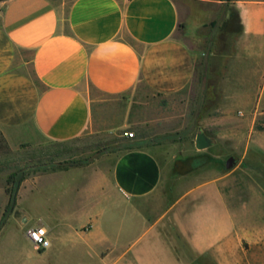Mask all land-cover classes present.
Returning <instances> with one entry per match:
<instances>
[{"label":"crops","instance_id":"0c3cea01","mask_svg":"<svg viewBox=\"0 0 264 264\" xmlns=\"http://www.w3.org/2000/svg\"><path fill=\"white\" fill-rule=\"evenodd\" d=\"M0 7V135L8 141L30 124L48 142L104 144L131 125L105 113L131 106L141 88L169 97L195 79L188 26L174 0H73L65 17L52 0H1ZM235 7L236 60H246L254 42L264 40V0H236ZM263 101L261 94L257 105ZM220 135L234 136L233 147L243 149L234 127L220 128ZM254 146L264 152L251 140L245 152ZM113 155L110 172L89 165L28 177L2 225L10 174H0V264H264V224H244L239 214L246 202L234 174L240 164L172 199L161 191L164 168L149 146ZM73 171L87 199L81 211L45 209L30 224L27 202L40 182L59 183ZM116 201L133 219L142 210L159 214L132 241L134 225L116 223ZM37 226L48 231L46 250L27 238Z\"/></svg>","mask_w":264,"mask_h":264},{"label":"rangeland","instance_id":"374dc122","mask_svg":"<svg viewBox=\"0 0 264 264\" xmlns=\"http://www.w3.org/2000/svg\"><path fill=\"white\" fill-rule=\"evenodd\" d=\"M52 1L65 17L73 0ZM174 1L188 26L185 40L195 54V79L187 89L174 96L161 97L141 88L131 106L121 104L104 114L131 122L104 144L89 138L59 144L48 142L36 134L30 124L12 135L9 141L0 135V174L45 164L62 165L66 169L91 165L95 170L105 167L110 172L114 155L108 156L120 151L110 149L118 148L130 138L149 142L142 146H149L160 160L165 175L161 191L172 199L203 184L210 176L229 173L240 164L234 172L242 178L237 187L243 191L246 201L239 206L240 218L251 226L264 224V152L255 146L245 152L250 140L251 144L264 145V103L257 105L261 94L264 100V40L254 42L250 58L236 60L241 30L221 0ZM216 21L221 23L213 27ZM226 126L234 127L241 135L242 152L233 147L231 138L234 136L220 135V128ZM130 132L134 137L127 136ZM200 133H205L215 144L211 143L204 150L197 149L196 139ZM169 135L174 138L153 143ZM231 157L235 163L228 170L226 164ZM73 162L81 164L73 166ZM44 173L47 172L41 170L29 177ZM78 174L79 171H73L59 183L52 184L48 178L40 182L27 202L32 215L30 224L35 222L34 215L45 209L59 208L71 216L81 211V203L87 199L82 200L79 195L78 189L83 183ZM232 182H228L227 187ZM250 193L254 196L250 197ZM116 202L117 209L113 212L116 223L134 225L129 237L132 241L144 233L147 220L157 217L160 210H142L141 215L133 219L130 214L125 215L127 207H120ZM165 247V251L170 250L169 246Z\"/></svg>","mask_w":264,"mask_h":264},{"label":"trees","instance_id":"16d2710c","mask_svg":"<svg viewBox=\"0 0 264 264\" xmlns=\"http://www.w3.org/2000/svg\"><path fill=\"white\" fill-rule=\"evenodd\" d=\"M221 1L226 6L227 13H229V12L231 13V18H235L238 21V24H239L240 30H241V22H240V18H239V13H238L237 8L235 7L236 0H221ZM220 23L221 22H219V21L213 22L212 26L218 27L220 25ZM205 67H206V64H205ZM132 137H134V135ZM173 138H174V136L169 135V136H166L164 138L156 139L153 141V143L154 142H160L163 140H172ZM146 143L148 144L149 142L144 143V142L136 141L134 139L129 138L127 140H124L123 143H121L118 146V148H111L110 150L111 151H116V150L125 151V150H130V149L140 147ZM106 150H109V149H106ZM80 164L81 163L73 162L71 165L76 166V165H80ZM49 169H51L52 171H59V170L66 169V167H63L62 165L49 167L46 164L42 165V166H40V165L24 166L21 168H17L14 172H12L8 176L7 193L9 194L10 198H9V203H8V206H7L6 211L4 213L1 225L6 222L9 215H11V213L14 211L15 207L17 206L18 193H19V190L21 188L22 183L29 177V175L31 173H37L41 170H43L44 172H48Z\"/></svg>","mask_w":264,"mask_h":264},{"label":"built area","instance_id":"2783aa9c","mask_svg":"<svg viewBox=\"0 0 264 264\" xmlns=\"http://www.w3.org/2000/svg\"><path fill=\"white\" fill-rule=\"evenodd\" d=\"M2 15V10L0 7V17ZM134 133L130 132L127 134L128 137H132ZM27 238L31 243L39 250H46L51 246L49 240L48 231L43 226L31 227L26 231Z\"/></svg>","mask_w":264,"mask_h":264},{"label":"water","instance_id":"95a60500","mask_svg":"<svg viewBox=\"0 0 264 264\" xmlns=\"http://www.w3.org/2000/svg\"><path fill=\"white\" fill-rule=\"evenodd\" d=\"M210 146H211V139L205 133L198 134L197 139H196L197 149L204 150V149L209 148ZM234 163H235V160L233 157H231L227 161V164H226L227 169L231 170L233 168Z\"/></svg>","mask_w":264,"mask_h":264}]
</instances>
